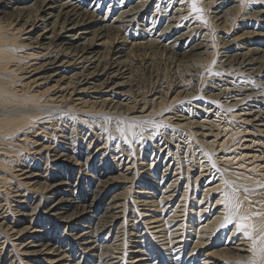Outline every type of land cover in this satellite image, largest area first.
Listing matches in <instances>:
<instances>
[{
	"label": "bare ground",
	"instance_id": "obj_1",
	"mask_svg": "<svg viewBox=\"0 0 264 264\" xmlns=\"http://www.w3.org/2000/svg\"><path fill=\"white\" fill-rule=\"evenodd\" d=\"M197 6L0 0V264H264V0Z\"/></svg>",
	"mask_w": 264,
	"mask_h": 264
},
{
	"label": "snow or ice",
	"instance_id": "obj_2",
	"mask_svg": "<svg viewBox=\"0 0 264 264\" xmlns=\"http://www.w3.org/2000/svg\"><path fill=\"white\" fill-rule=\"evenodd\" d=\"M190 6L193 13H202L203 9L197 6V0H190ZM203 19L202 16L199 17ZM236 209L239 208V205L235 206ZM236 213H231L229 216H226L225 219L228 223L232 222V216ZM255 215H259L256 213ZM223 226V225H222ZM236 229L237 231H243L246 238L252 239V250L254 255L261 256L264 254V230L261 231L259 237L253 238L252 233L255 231V226L249 222V217L247 216H239L236 221ZM259 243V247L257 244ZM251 264H257V261H252Z\"/></svg>",
	"mask_w": 264,
	"mask_h": 264
},
{
	"label": "rangeland",
	"instance_id": "obj_3",
	"mask_svg": "<svg viewBox=\"0 0 264 264\" xmlns=\"http://www.w3.org/2000/svg\"><path fill=\"white\" fill-rule=\"evenodd\" d=\"M119 1H120V0H119ZM7 10H9V9H7ZM9 14L15 15V14L11 13V11H10ZM13 17H16V15L13 16ZM162 69H163V68H162ZM141 77L143 78V80H142V78H141V80H140V81H141V84L143 83V84L141 85V88L144 89L145 86H147V78H148V77H147V75H142ZM146 77H147V78H146ZM145 79H146V80H145ZM142 81H143V82H142ZM145 81H146V83H145ZM145 84H146V85H145ZM142 86H143V87H142ZM191 143H192V144H191ZM188 144H190L191 149H195V150H196V148H195V146H196V145H195V142H189V141H188Z\"/></svg>",
	"mask_w": 264,
	"mask_h": 264
}]
</instances>
